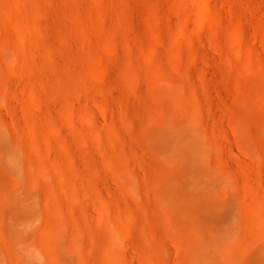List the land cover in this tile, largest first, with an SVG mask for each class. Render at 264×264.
<instances>
[{
  "label": "rangeland",
  "instance_id": "1",
  "mask_svg": "<svg viewBox=\"0 0 264 264\" xmlns=\"http://www.w3.org/2000/svg\"><path fill=\"white\" fill-rule=\"evenodd\" d=\"M0 264H264V0H0Z\"/></svg>",
  "mask_w": 264,
  "mask_h": 264
},
{
  "label": "bare ground",
  "instance_id": "2",
  "mask_svg": "<svg viewBox=\"0 0 264 264\" xmlns=\"http://www.w3.org/2000/svg\"><path fill=\"white\" fill-rule=\"evenodd\" d=\"M7 31H9V32H11L13 34L16 33V35L19 36V39L18 40H20V42L22 44L26 45L27 48L29 50H31V52L32 51L34 52L35 46L32 43L28 42L26 39H24L23 35L21 34L22 31L20 30V26L19 25L15 24V23H10L9 26L7 27ZM94 57L95 58H99L98 55H94ZM81 92L84 93V94H87V95H93L92 91L90 90V88L88 86H83ZM11 100H12L13 104L15 105V107H17L22 112H24V113L27 114L28 111L26 109V104L22 101V99H20L19 97H17L16 94H15V95H12L11 96ZM70 115L74 119V121L80 125L81 130L85 132V123H84V120L78 114H76L74 112H71ZM25 134H26L25 135L26 138H24L22 141L24 143H32V138H31L30 132H27L26 131Z\"/></svg>",
  "mask_w": 264,
  "mask_h": 264
}]
</instances>
